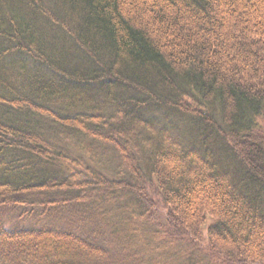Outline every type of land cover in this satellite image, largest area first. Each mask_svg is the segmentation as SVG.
I'll list each match as a JSON object with an SVG mask.
<instances>
[{
	"label": "trees",
	"instance_id": "1",
	"mask_svg": "<svg viewBox=\"0 0 264 264\" xmlns=\"http://www.w3.org/2000/svg\"><path fill=\"white\" fill-rule=\"evenodd\" d=\"M0 264H264V0H0Z\"/></svg>",
	"mask_w": 264,
	"mask_h": 264
},
{
	"label": "rangeland",
	"instance_id": "2",
	"mask_svg": "<svg viewBox=\"0 0 264 264\" xmlns=\"http://www.w3.org/2000/svg\"><path fill=\"white\" fill-rule=\"evenodd\" d=\"M155 212H156L155 217L158 220H161V217L165 213V212H163V207H158V208L156 207ZM211 223H212L211 220L208 218L205 226L203 227V230H202V240H203L202 247H204V245H206V243H207V240H206L207 230H208L209 226L211 225Z\"/></svg>",
	"mask_w": 264,
	"mask_h": 264
}]
</instances>
